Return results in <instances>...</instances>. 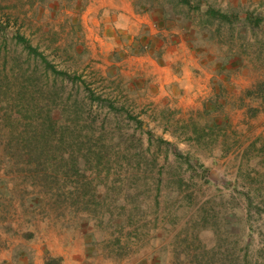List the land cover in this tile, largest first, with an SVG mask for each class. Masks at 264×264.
<instances>
[{"label": "rangeland", "instance_id": "1", "mask_svg": "<svg viewBox=\"0 0 264 264\" xmlns=\"http://www.w3.org/2000/svg\"><path fill=\"white\" fill-rule=\"evenodd\" d=\"M202 1L0 0V128L60 172L1 139L0 264H264V0Z\"/></svg>", "mask_w": 264, "mask_h": 264}, {"label": "trees", "instance_id": "2", "mask_svg": "<svg viewBox=\"0 0 264 264\" xmlns=\"http://www.w3.org/2000/svg\"><path fill=\"white\" fill-rule=\"evenodd\" d=\"M167 4H160V7L162 8V10H164L165 13H171L173 16H177L180 17V20L182 21H188L189 19H194L192 17H190V13H194L196 14L199 20V24L201 25H205V23L208 22H203V19L201 18V16H205V17H210L212 18L215 22H218L219 24H223L222 22L226 23H232L233 21H235L238 18V15L235 14L234 16H229L228 13H225L224 11L220 10V9H216L213 8L211 6H206V10L202 11V5H203V1L202 0H166ZM175 1V2H174ZM180 9L179 12H176L177 9ZM176 9V10H175ZM183 9V12H182ZM204 14V15H203ZM190 17V18H189ZM246 21H249L254 27H259V24L261 23L262 19L260 18H253L251 16H248L245 18ZM244 20V21H245ZM222 26V25H221ZM17 42L23 45V48L28 52V54L30 55H34L35 57H40L41 61L43 63H45L46 67H50L52 69V71H55V68L48 62H46L45 57L38 52V49L36 47H33L31 45V43L29 42V40H27L24 36L22 35H18L16 36ZM27 92V90H25ZM8 91H6L7 93ZM25 93V92H23ZM20 94V93H19ZM21 95V94H20ZM6 100H9V96L6 95ZM19 112L13 114L12 116V112H7L4 108H1V128H0V142L1 139H9V142L12 144L13 140H16V142L20 141V142H24V146H17L19 148V151H28V155L33 153V154H38V160H37V164H36V170L38 173H42L45 175V177L47 179H52L54 178V180H56L57 175L60 174L59 170L57 169V164L52 165L54 168H52L53 174L54 176H50L49 174H47V171L49 167V165L51 164V160H49L48 158H43V160H41L40 157H44L41 156V154L45 153V147H44V141H45V129H44V124L42 122L38 123L35 122V126H33V128L31 129V131H35L39 135V138L37 139L36 136H32V139H30L29 136H22L24 133H22V131L19 130L20 126V122H19ZM45 122L51 124L54 121L53 120H45ZM54 126V125H53ZM19 130V131H18ZM24 132H28V130L23 128ZM3 137V138H1ZM16 137V138H15ZM34 141L35 143L33 144ZM19 142V143H20ZM58 145V142H57ZM42 146V148H40ZM16 147V146H15ZM24 154H19L17 156V161L18 163H24L23 157ZM59 157V156H58ZM19 158H22L20 160H18ZM62 159V157H61ZM63 160V159H62ZM72 160V167L76 168V163L75 160ZM26 163V162H25ZM31 164L33 163V161L31 160L30 162ZM57 163V162H56ZM28 165V164H26ZM56 167V168H55ZM51 180V181H52ZM2 183V182H1ZM48 183V181H47Z\"/></svg>", "mask_w": 264, "mask_h": 264}, {"label": "crops", "instance_id": "3", "mask_svg": "<svg viewBox=\"0 0 264 264\" xmlns=\"http://www.w3.org/2000/svg\"><path fill=\"white\" fill-rule=\"evenodd\" d=\"M111 1H113V0H111ZM124 4V7H126V8H128L127 10V12L129 13V15L131 16L132 15V13H134V10H132V12H131V8H129V5H127V3H122V5ZM102 7V6H101ZM104 8L106 7V6H103ZM102 7V8H103ZM111 7H114L115 9H117L118 7L117 6H115V5H112ZM123 9V8H122ZM118 14H120V15H123V14H125V13H118ZM135 14V13H134ZM125 16V15H124ZM125 18H127V15H126V17ZM128 20H129V16H128Z\"/></svg>", "mask_w": 264, "mask_h": 264}]
</instances>
